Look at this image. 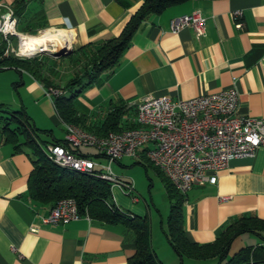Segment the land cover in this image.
<instances>
[{"label": "crops", "instance_id": "0c3cea01", "mask_svg": "<svg viewBox=\"0 0 264 264\" xmlns=\"http://www.w3.org/2000/svg\"><path fill=\"white\" fill-rule=\"evenodd\" d=\"M143 1L0 0V14L4 8L16 6L21 33L47 29L64 32H54L63 40L58 36L55 50L71 49L69 64L58 69L53 66L58 59L43 58L33 64L39 66L41 78L63 87L70 78L82 75L83 54L118 37ZM194 12L206 20L202 37L198 38L190 28L170 32L171 21ZM2 45L0 35V48ZM3 71L7 72L0 74L5 86L0 104L12 110L23 107L38 129L49 131L42 136L47 145L52 140L63 141L64 128L43 82L23 69ZM233 78L239 93L238 114L264 119V0H191L149 15L117 65L83 89L73 105L79 125L88 132L100 128L113 109L124 107L120 127L134 123L135 102L161 96L189 100L214 94L228 88ZM79 151L105 162L93 149ZM123 158L114 163L121 166ZM32 160L30 149L15 151L0 133V264H128L135 245L132 234L120 224L85 217L67 225L42 222L52 206L33 201L28 195ZM120 179L133 182L132 196L136 201L116 187L110 189L112 201L148 219L151 248L162 264H217L216 259L180 260L165 236L170 200L165 211L152 200L155 214L146 202L140 205L138 180ZM242 215L264 220V148L257 149L253 157L231 160L218 173L214 185L194 187L186 194L185 235L192 243H212L227 222Z\"/></svg>", "mask_w": 264, "mask_h": 264}, {"label": "built area", "instance_id": "2783aa9c", "mask_svg": "<svg viewBox=\"0 0 264 264\" xmlns=\"http://www.w3.org/2000/svg\"><path fill=\"white\" fill-rule=\"evenodd\" d=\"M4 9L0 14V35L6 44L3 55L34 58L39 52L29 54L22 48L24 37L34 34L19 32L12 7ZM205 24V18L194 12L171 21L170 32L175 34L190 28L199 38L205 33ZM236 83L233 78L228 88L189 100L166 96L145 98L132 104L135 128L103 136L61 122L64 145H47L44 152L56 166L104 180L110 189L118 188L134 202L133 182L118 178L111 170L112 164L123 157L136 162L145 158L182 195L194 187L214 185L218 173L226 169L231 160L253 157L257 149L264 148V119L238 114ZM61 94L57 89L46 90L51 100ZM80 149L95 150L105 162L81 155ZM82 217L89 218L78 213L74 199L63 198L55 203L42 222L67 225Z\"/></svg>", "mask_w": 264, "mask_h": 264}, {"label": "trees", "instance_id": "16d2710c", "mask_svg": "<svg viewBox=\"0 0 264 264\" xmlns=\"http://www.w3.org/2000/svg\"><path fill=\"white\" fill-rule=\"evenodd\" d=\"M188 1L191 0H144L118 37L107 39L95 51L83 54L85 60L82 75L77 74L70 78L63 87L41 78L39 66H33L37 59L43 58L47 61L55 60L54 58L35 56L31 59H19L12 55L3 56L6 48L4 42L0 48V72L5 69H23L41 80L46 90H60L62 94L52 98L57 117L62 123L81 127L80 118L77 117L74 109V99L101 73L117 65L121 54L130 44L132 36L149 15H158L171 6ZM21 2L19 3L22 5ZM12 9L16 17L18 13L16 6H12ZM79 60L80 58L76 59L75 63ZM76 87L78 88L75 89ZM68 90L72 91L68 93ZM125 111L124 107L113 109L100 128L89 132L103 136L109 132L135 128L134 123L119 127ZM0 133L4 142L13 145L15 151L23 147L32 151V170L28 176L27 188L28 195L33 201L53 207L60 199L72 198L77 204L80 215H87L90 219L110 225L120 224L132 234L135 253L128 264H162L151 248L148 219L135 216L112 203L110 185L106 181L61 168L52 163L43 151L47 142L42 140V136L48 135L49 131L38 129L23 107L12 110L0 104ZM49 143L64 145V141L57 140ZM136 163L142 165L147 163L153 167L145 158ZM154 169L162 178L166 195L171 202L166 222V240L180 260L183 258L216 259L217 264H264V220L255 216L242 215L227 222L212 243L205 245L192 243L187 239L183 225V206L186 195L178 193L162 173ZM244 234L255 235L261 243L241 247L231 254L233 242Z\"/></svg>", "mask_w": 264, "mask_h": 264}, {"label": "rangeland", "instance_id": "374dc122", "mask_svg": "<svg viewBox=\"0 0 264 264\" xmlns=\"http://www.w3.org/2000/svg\"><path fill=\"white\" fill-rule=\"evenodd\" d=\"M18 30V28H17ZM19 31V30H18ZM44 31V30H42ZM36 33L33 35L35 36ZM15 41L14 39L12 42ZM60 42V39H59ZM16 41L14 42L15 46ZM58 46V45H57ZM40 52V51H39ZM38 56V55H37ZM46 54H40L39 57H46ZM50 57V56H49ZM70 57H62L59 58L55 63H53L54 68H64L66 64H69ZM59 62V63H58ZM63 67H62V66ZM64 70V69H63ZM7 71H2L0 74H3ZM4 76V75H1ZM65 76V75H63ZM63 77L60 80V84L62 85ZM2 89H5V86L0 82V93H2ZM112 172L118 178H132L133 180H138V197L140 200V205H144L146 202L149 205V208L155 213V209L152 207V200L155 204L160 208V210H164L168 206V197L166 196L163 184L161 182L160 175L156 172V170L149 166V164L144 163L137 164L136 160L129 157H124L121 160V166L117 163L112 164ZM112 202V201H111ZM113 203V202H112ZM167 222V217L165 218V226ZM260 239L252 234H244L237 238L231 247L230 253L236 252L241 247L250 246L259 243Z\"/></svg>", "mask_w": 264, "mask_h": 264}, {"label": "bare ground", "instance_id": "6f19581e", "mask_svg": "<svg viewBox=\"0 0 264 264\" xmlns=\"http://www.w3.org/2000/svg\"><path fill=\"white\" fill-rule=\"evenodd\" d=\"M58 36L56 33L51 31H44L40 36H26L23 39V50L26 52H30L29 54H33L35 52H57L55 48L58 45ZM60 37V36H59ZM61 39V37H60ZM63 42V40L61 39Z\"/></svg>", "mask_w": 264, "mask_h": 264}, {"label": "water", "instance_id": "95a60500", "mask_svg": "<svg viewBox=\"0 0 264 264\" xmlns=\"http://www.w3.org/2000/svg\"><path fill=\"white\" fill-rule=\"evenodd\" d=\"M71 49H68V50H60V51H57V52H46V51H42V52H39L38 55L40 54H46L54 59H59V58H62V57H67L71 54Z\"/></svg>", "mask_w": 264, "mask_h": 264}]
</instances>
